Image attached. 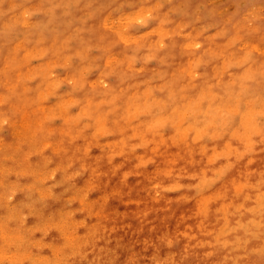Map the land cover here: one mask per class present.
<instances>
[{
    "label": "rangeland",
    "instance_id": "rangeland-1",
    "mask_svg": "<svg viewBox=\"0 0 264 264\" xmlns=\"http://www.w3.org/2000/svg\"><path fill=\"white\" fill-rule=\"evenodd\" d=\"M54 256L264 264V0H0V264Z\"/></svg>",
    "mask_w": 264,
    "mask_h": 264
},
{
    "label": "bare ground",
    "instance_id": "bare-ground-1",
    "mask_svg": "<svg viewBox=\"0 0 264 264\" xmlns=\"http://www.w3.org/2000/svg\"><path fill=\"white\" fill-rule=\"evenodd\" d=\"M69 15L70 14H72V13H74V9L72 8V9H69V11L67 12ZM78 15L77 14H75V17H77ZM51 26H52V29L53 30H57L59 27H60V23L58 22V21H56V19H54V21L53 22H50L49 23ZM48 26L47 24H43V23H41V26ZM242 94H244V93H242ZM240 102V101H239ZM95 233H90L89 235H87L88 237H94L93 235H94ZM53 253H55V251H53ZM23 258H26V257H23ZM50 261L51 262H49L48 264H61V262L62 261H59L58 260V258L56 257V256H54L52 259H50Z\"/></svg>",
    "mask_w": 264,
    "mask_h": 264
}]
</instances>
